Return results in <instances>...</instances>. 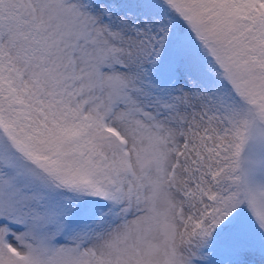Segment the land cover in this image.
<instances>
[{
  "label": "snow or ice",
  "instance_id": "snow-or-ice-1",
  "mask_svg": "<svg viewBox=\"0 0 264 264\" xmlns=\"http://www.w3.org/2000/svg\"><path fill=\"white\" fill-rule=\"evenodd\" d=\"M0 264H264V0H0Z\"/></svg>",
  "mask_w": 264,
  "mask_h": 264
}]
</instances>
